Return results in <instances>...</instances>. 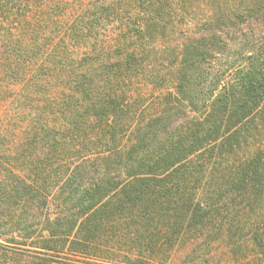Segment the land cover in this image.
<instances>
[{
    "label": "trees",
    "instance_id": "1",
    "mask_svg": "<svg viewBox=\"0 0 264 264\" xmlns=\"http://www.w3.org/2000/svg\"><path fill=\"white\" fill-rule=\"evenodd\" d=\"M0 95V264H264V0H0Z\"/></svg>",
    "mask_w": 264,
    "mask_h": 264
},
{
    "label": "rangeland",
    "instance_id": "2",
    "mask_svg": "<svg viewBox=\"0 0 264 264\" xmlns=\"http://www.w3.org/2000/svg\"><path fill=\"white\" fill-rule=\"evenodd\" d=\"M0 117H1V114L6 110V105H5V103L3 102V98H2V96L0 95ZM238 257H239V259L241 260V261H249V258H250V255H247V256H244L243 255V253H240V254H238ZM66 260H64L63 259V262L65 263V264H91V260L90 261H87V260H85V259H80V260H74V259H72V260H70V258H65ZM93 264H95V262H92ZM168 262H159V263H157V264H167ZM96 264H105V263H96ZM170 264H172V261L170 262ZM217 264V263H216Z\"/></svg>",
    "mask_w": 264,
    "mask_h": 264
}]
</instances>
